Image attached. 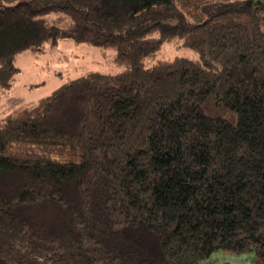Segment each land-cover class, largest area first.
Masks as SVG:
<instances>
[{"label":"trees","instance_id":"1","mask_svg":"<svg viewBox=\"0 0 264 264\" xmlns=\"http://www.w3.org/2000/svg\"><path fill=\"white\" fill-rule=\"evenodd\" d=\"M4 2L0 98L60 40L122 70L0 116V264H264V0Z\"/></svg>","mask_w":264,"mask_h":264},{"label":"rangeland","instance_id":"2","mask_svg":"<svg viewBox=\"0 0 264 264\" xmlns=\"http://www.w3.org/2000/svg\"><path fill=\"white\" fill-rule=\"evenodd\" d=\"M18 1L26 0H11L2 5ZM49 18L61 26L69 23L68 18L62 15L51 14ZM113 56L114 50H102L97 46L69 40L47 45L40 54L19 53L15 58L18 68L15 80L8 93L0 98V116L13 110L31 108L39 98L88 70L112 74L120 72L122 68L112 62ZM174 56L195 59L197 53L175 39L165 42L147 62L170 60ZM206 264H254V256L251 253L233 255L219 251L213 253Z\"/></svg>","mask_w":264,"mask_h":264}]
</instances>
